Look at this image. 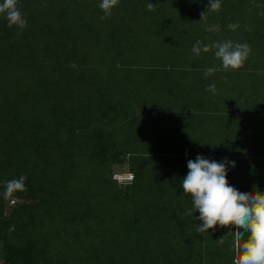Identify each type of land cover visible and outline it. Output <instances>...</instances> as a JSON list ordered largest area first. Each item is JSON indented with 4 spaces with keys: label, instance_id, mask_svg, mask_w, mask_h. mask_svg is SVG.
<instances>
[{
    "label": "trees",
    "instance_id": "trees-1",
    "mask_svg": "<svg viewBox=\"0 0 264 264\" xmlns=\"http://www.w3.org/2000/svg\"><path fill=\"white\" fill-rule=\"evenodd\" d=\"M101 2L19 0L23 30L0 15V192L6 181L27 177L15 204L0 196V264H232L233 237L217 243L230 229L201 235L199 212L184 215L191 199L182 196V179L188 160L202 155L234 161L229 183L264 192V155L254 153L263 141L257 136L242 147L253 154L237 156L236 143L219 135L225 123L212 129L198 112L158 104L198 100L186 82L163 63L149 71L137 64L158 49L144 39L196 43L186 29L192 19L178 8L188 2L199 15L209 0H120L103 20ZM242 6L221 0L207 18L237 23ZM151 17L156 23H146ZM158 22L185 29H150ZM164 123L175 126L171 137L163 135ZM116 167L134 179L114 180Z\"/></svg>",
    "mask_w": 264,
    "mask_h": 264
},
{
    "label": "clouds",
    "instance_id": "clouds-1",
    "mask_svg": "<svg viewBox=\"0 0 264 264\" xmlns=\"http://www.w3.org/2000/svg\"><path fill=\"white\" fill-rule=\"evenodd\" d=\"M120 0H102L99 8L104 15L100 19L111 16L114 7ZM19 0H2L0 2V15L7 21L9 28L16 27L23 30L27 26L24 14L18 8ZM157 5L148 3L149 11L155 10ZM221 9V0H209L206 11L200 13L201 21H207L209 12H218ZM264 14V13H262ZM238 23H229L228 28L235 31ZM206 31L219 32L220 25L206 27ZM214 50V56L221 61L225 72L238 71L251 54V46L247 43H234L231 40L203 44L197 40L192 46V52L199 57L201 53ZM218 69L208 68L204 72L207 78ZM206 91L217 93L215 84L207 86ZM228 165L235 167L234 161L225 159L222 162L206 159L197 155L195 160L187 162L188 172L182 179V196L189 195L191 207L187 208L184 215L193 216L201 221L197 224L196 233H208L209 229L215 230L217 226L229 228L224 236L217 239L219 245H223L225 236L233 237L234 258L232 264H264V192L253 187L248 191H241L232 186L227 180ZM129 174V175H128ZM127 179H134V175L127 173ZM114 180L122 181L124 177L114 176ZM27 177L21 175L18 179H11L4 183V190L0 196L10 203L15 204L17 192H26L25 181ZM14 225L10 231L14 230ZM234 228L235 230H231Z\"/></svg>",
    "mask_w": 264,
    "mask_h": 264
},
{
    "label": "rangeland",
    "instance_id": "rangeland-1",
    "mask_svg": "<svg viewBox=\"0 0 264 264\" xmlns=\"http://www.w3.org/2000/svg\"><path fill=\"white\" fill-rule=\"evenodd\" d=\"M188 1V0H187ZM200 1V0H198ZM243 1V6L242 8H240V10L238 11L239 13L236 14L237 16V23L239 24V27L235 30L232 31L228 28L227 24L219 21L220 23H218V25H220V31L219 32H209L206 31V27L207 26H211V25H216L217 22H212L210 21V19L207 18V21H201V17H200V13L199 15H196V13L194 12L195 10H197V8H194L193 6H191L188 2L186 4H184L185 6L180 5L178 9H186V10H179V11H183L187 13V18L192 19V21H189L186 23L187 27L186 29L190 26L191 29L193 30L194 33H191L194 37L198 38L199 41H201L203 44L207 45L210 43H214V42H222V41H226V40H231L234 43H247L251 46V54L249 55L250 58L253 60L252 62H244L243 66H255L257 69H260L261 72L263 71L264 73V21H261V18L258 16V14L262 11H264V6H259L256 4H253L252 1L250 0H240ZM250 1V2H249ZM236 4L238 5V1L236 2ZM178 12V11H177ZM175 13V12H174ZM174 18L175 14H174ZM155 17H151L148 21H146V23H156L155 22ZM259 19V20H257ZM161 23V24H159ZM159 25L153 26L152 30H158L159 28L163 29L165 28V30H169L170 29V33H174L175 26L179 27L180 29H185L183 28V25H164L162 22H158ZM147 25V24H146ZM140 29V28H137ZM182 31V30H181ZM184 31V30H183ZM141 34V33H140ZM145 43H147L149 46H156L158 49L156 51L155 54L151 55V54H144V56H140L138 59H140L138 63L141 64L142 61H144L145 66H141L142 68H144V70H148L149 71V67L152 65H156L159 63H163L169 70H171L173 72V74L177 77V79L183 84L184 82H186L187 87L193 89L197 94L198 98H202L204 96V91H206V89H204V75L202 73L205 72V70H207L208 68H216V69H222L221 66V61L216 59L214 56V50L210 51L208 53H201V55L199 57H197L193 52H192V46L193 44H195V42L192 40V42L185 40V46H179L177 42H174L173 39L172 41H170L169 44H167L165 42V39L162 38L159 42L158 39L156 38H147L144 39ZM144 43V45H145ZM181 43V42H180ZM177 44V45H176ZM153 61L154 64L151 63V61ZM183 63V65L185 66H176L178 62ZM135 64V65H137ZM134 66V68H136V66ZM188 65V66H186ZM133 66H131L130 68H132ZM190 66V67H189ZM139 68V67H138ZM182 69H186L187 71H181ZM246 69V68H245ZM143 70V71H144ZM176 70V71H173ZM202 72H199V71ZM204 71V72H203ZM232 72V71H231ZM262 73V76L264 75ZM138 74H136V76L133 79H136ZM214 75V74H213ZM141 77V76H139ZM237 78V77H236ZM238 78H246L245 75H243L242 73L238 75ZM263 79V78H262ZM201 81V85L198 87L197 85V81ZM239 80V79H238ZM176 86V84H175ZM247 85H245L246 87ZM264 88V87H263ZM262 91L260 89L257 88V86L255 87H251L249 89H245V91H243V94L245 96L250 97V95H254L257 94L256 96L259 97L260 93ZM217 95V93H216ZM221 99V98H220ZM156 101H158L159 105H163V104H168V105H172V102L168 99L165 98L162 101H159L158 98L156 99ZM228 104V103H227ZM173 107V106H172ZM174 108V107H173ZM172 108V109H173ZM172 111V110H169ZM169 111H165L166 113H169L167 115V119L168 120H174V118H176L175 114H170ZM166 122V121H164ZM240 125L236 126V125H224L223 128H218V131H220L219 135L220 137L224 140L229 139L234 141L235 144V151L233 150V152L236 153L237 156H241V154L248 156V154H253L250 152V148L253 146V144L255 143L254 139H257V135L258 133H256V131H253V135L248 134L246 136L243 135V132L241 131V129L239 128ZM162 133L164 136H172L171 132H174L176 130L175 126L173 127L172 124H168V123H164L163 124V129ZM227 131V132H226ZM241 131V132H240ZM235 133L237 135H235ZM239 133V135H238ZM240 137H247L249 139L244 140V141H248V142H241L238 141L240 139ZM261 140L263 141L262 143H260V149L262 150H257L254 152L255 154H259V155H264V136H260ZM250 146V148L248 149H243V146ZM115 171L117 172L116 176H120V177H125V175L127 174L126 169H122L119 167H116ZM126 172V173H125ZM248 174V172L246 173ZM123 181V180H122ZM120 181V183H125ZM234 187L238 188L239 190L242 189L243 187H241V184H239L237 186L238 180L235 179L234 180ZM232 185V184H231ZM233 186V185H232ZM247 190L252 187H248V185H246ZM243 188V190H245Z\"/></svg>",
    "mask_w": 264,
    "mask_h": 264
},
{
    "label": "crops",
    "instance_id": "crops-1",
    "mask_svg": "<svg viewBox=\"0 0 264 264\" xmlns=\"http://www.w3.org/2000/svg\"><path fill=\"white\" fill-rule=\"evenodd\" d=\"M252 61L249 56L245 62ZM241 73L246 78H238V75ZM262 73L263 71L261 72L255 66H243L238 71L232 72H225L223 68L221 70L218 69L214 75H211L207 79L205 78L206 81L203 82L204 89L210 84H215L217 95L205 91L202 98L192 103L172 104L171 106L163 104L162 107L167 110L173 107V109L187 110L188 115H190L191 111L198 112V115L206 117L204 119L205 123L207 126L210 124L212 129L214 128L212 127L214 122L215 125H221V123L230 126L240 125L239 128L242 130L244 136L248 134L253 135V131H256L258 134L255 136L260 137L264 134V75L262 76ZM197 85L198 87L201 85L200 80L197 81ZM245 85L247 86L245 87ZM248 86L249 89L257 86L262 91L260 96L257 97V94H251L250 97L245 96L243 91L248 89ZM177 111L180 112V110ZM227 120H233V123L228 124ZM193 124L196 125L195 120L192 122L191 127Z\"/></svg>",
    "mask_w": 264,
    "mask_h": 264
},
{
    "label": "built area",
    "instance_id": "built-area-1",
    "mask_svg": "<svg viewBox=\"0 0 264 264\" xmlns=\"http://www.w3.org/2000/svg\"><path fill=\"white\" fill-rule=\"evenodd\" d=\"M128 175H129V174H128ZM128 175H125V177H124L125 179H123V181H122V182H130V181H132V180H133V179H132V180H128V179H127V176H128Z\"/></svg>",
    "mask_w": 264,
    "mask_h": 264
}]
</instances>
